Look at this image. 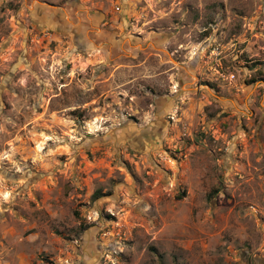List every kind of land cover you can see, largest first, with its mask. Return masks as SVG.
Returning <instances> with one entry per match:
<instances>
[{
	"label": "rangeland",
	"instance_id": "rangeland-1",
	"mask_svg": "<svg viewBox=\"0 0 264 264\" xmlns=\"http://www.w3.org/2000/svg\"><path fill=\"white\" fill-rule=\"evenodd\" d=\"M0 264H264V0H0Z\"/></svg>",
	"mask_w": 264,
	"mask_h": 264
}]
</instances>
